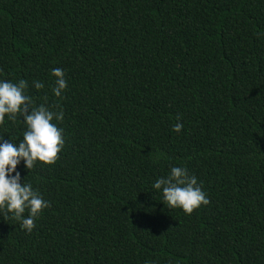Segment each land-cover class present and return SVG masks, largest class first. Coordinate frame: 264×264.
Instances as JSON below:
<instances>
[{"label":"trees","instance_id":"1","mask_svg":"<svg viewBox=\"0 0 264 264\" xmlns=\"http://www.w3.org/2000/svg\"><path fill=\"white\" fill-rule=\"evenodd\" d=\"M0 79L65 139L17 166L50 206L31 233L0 216V264H264V0H0ZM172 166L207 193L191 215L151 187Z\"/></svg>","mask_w":264,"mask_h":264},{"label":"clouds","instance_id":"2","mask_svg":"<svg viewBox=\"0 0 264 264\" xmlns=\"http://www.w3.org/2000/svg\"><path fill=\"white\" fill-rule=\"evenodd\" d=\"M51 76L55 80L50 91L59 100L67 88L65 73L55 68ZM32 87L40 91L45 85L34 80ZM63 119L59 103L49 104L46 94L42 103H35L28 94L27 80L12 82L0 79V126L6 121L24 126L22 139L13 137L5 140L4 136H0V216L18 222L20 229L26 233L33 231L36 220L50 205L31 182H25V178L22 182L17 166L23 162L24 169L29 172L38 163H56L58 153L65 145L64 129L58 126ZM182 127V124L176 123L173 131L179 132ZM159 159L157 155L154 162ZM151 187L169 210L179 209L184 215H191L194 210L209 203L202 182L189 174L185 166L170 167L168 173L156 178Z\"/></svg>","mask_w":264,"mask_h":264}]
</instances>
